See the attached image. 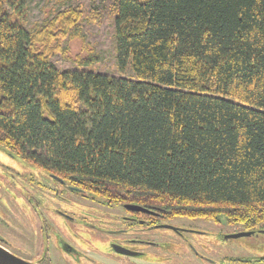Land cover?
<instances>
[{"label":"trees","instance_id":"obj_1","mask_svg":"<svg viewBox=\"0 0 264 264\" xmlns=\"http://www.w3.org/2000/svg\"><path fill=\"white\" fill-rule=\"evenodd\" d=\"M94 1V0H93ZM116 66L60 70L79 7L0 0V148L107 205L264 227V0H116Z\"/></svg>","mask_w":264,"mask_h":264},{"label":"rangeland","instance_id":"obj_2","mask_svg":"<svg viewBox=\"0 0 264 264\" xmlns=\"http://www.w3.org/2000/svg\"><path fill=\"white\" fill-rule=\"evenodd\" d=\"M115 2L116 0H25L28 14L25 26L30 28L35 23L39 24L44 18L55 14V11L68 6L79 7L82 17L77 23V28H80L81 34L85 36V41L80 35L62 40L61 46L67 49L51 57L55 67L60 70L83 68L113 77L133 78L130 68L121 73L116 66ZM86 58H95V60L90 65H82L80 68L77 60ZM52 185L49 173L42 167L27 163L20 156H13L0 148V244L14 255L31 263H36L34 259L36 255L27 253L25 241L34 235V222L38 215L41 219L51 221L48 211L55 208L57 212L75 213L89 209L88 202H83L77 195L75 198L61 184L54 186L53 189ZM65 196L75 199L70 198L71 201H69ZM219 219L224 228L233 230L237 226L228 227L224 216ZM206 221L212 220L206 219ZM206 221L184 217L174 220L177 225L206 232L202 236L186 234L187 241L173 236L170 231L162 229L156 231L155 237L160 240V243L155 249L156 254L151 255L155 258L154 262L157 264L166 261L169 262L166 264H228L227 261L224 262V259L260 260L264 257V236L240 237L234 240L217 239L215 233L210 231L211 223ZM46 233L52 234L50 231ZM197 238L201 240L198 241ZM36 254L39 255L38 252ZM203 256L206 260L204 262L198 258ZM107 259L115 260L110 256ZM78 264L82 263L79 261Z\"/></svg>","mask_w":264,"mask_h":264},{"label":"flooded vegetation","instance_id":"obj_3","mask_svg":"<svg viewBox=\"0 0 264 264\" xmlns=\"http://www.w3.org/2000/svg\"><path fill=\"white\" fill-rule=\"evenodd\" d=\"M50 178L52 189L61 184L75 198L77 195L83 202H88L89 209L75 213L57 212L55 208L48 211L51 221L41 219L39 215L36 217L34 235L25 241L27 253L36 255L34 258L36 264H78L79 261L82 264H157L151 255L156 254L155 249L160 243L155 237L157 234L155 232L159 229L170 231L173 236L181 237L184 241L188 240V237L185 238L186 234L202 236L206 233L177 225L174 222L176 218H159L157 213L140 206L143 210H131L125 204L109 206L100 197L77 191L52 175ZM65 198L71 201L70 198L73 197L65 196ZM206 222L211 223L210 231L215 233L217 239L234 240L236 238H232V235L248 231L251 233L248 237L264 236V227L245 231L236 226L230 230L223 227L220 219ZM47 231L52 234L46 233ZM197 240L201 239L197 238ZM108 256L114 257L115 260L110 261L107 259ZM198 258L203 262L206 261L204 256ZM226 261L228 264H264V257L260 260L226 258L224 262ZM166 262L158 264H166Z\"/></svg>","mask_w":264,"mask_h":264},{"label":"water","instance_id":"obj_4","mask_svg":"<svg viewBox=\"0 0 264 264\" xmlns=\"http://www.w3.org/2000/svg\"><path fill=\"white\" fill-rule=\"evenodd\" d=\"M127 208L131 210H143L137 205H127ZM264 232V231H263ZM250 231L248 232H237V234L232 235V238L237 237H248L250 235ZM0 264H36V263H31L29 261L24 260L23 258H19L18 256L14 255L10 251H8L3 245L0 244Z\"/></svg>","mask_w":264,"mask_h":264}]
</instances>
